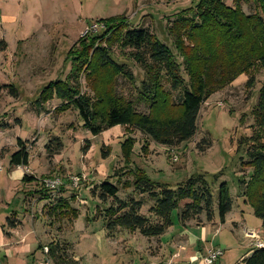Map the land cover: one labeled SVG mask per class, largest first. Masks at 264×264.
I'll return each mask as SVG.
<instances>
[{
    "label": "rangeland",
    "instance_id": "rangeland-1",
    "mask_svg": "<svg viewBox=\"0 0 264 264\" xmlns=\"http://www.w3.org/2000/svg\"><path fill=\"white\" fill-rule=\"evenodd\" d=\"M198 1L126 0L122 6H128V10L120 15L124 7L120 6L117 11L115 1L111 0H0V88L5 86L0 94V221L6 228L23 222L18 236H28L29 244L34 241L30 247L37 251L33 256L39 262L35 264H43L46 257L38 250V237L43 250L52 248V244L65 248L55 260L49 250L47 258L52 264H201L208 251L217 246L224 252L219 259L221 264H242L249 244L264 245L262 234L245 231L241 220L237 221L238 229L233 227L234 234L226 227L221 228L217 212L213 225L223 229L220 233L211 228L196 230L195 223L183 227L178 223L181 208L173 212L174 225L161 240L147 239L127 230H119L110 237L104 214L115 204L112 201L106 204L93 195L97 187L108 181L120 188V200L135 197L142 201V213L148 215L154 201L147 195H132V189L124 188L126 181L133 180L129 171L142 170L151 181L172 187L190 177L205 175L215 202L219 186L227 183L233 201L230 220L241 219L237 213L241 212L247 227L258 229L261 221L244 203L240 186V181L247 179L251 171L243 166L248 158L239 149V140L252 134L254 110L264 85L261 68H255L249 76L241 75L215 93L201 109L196 137L174 148L157 145L121 126L93 137L83 127L76 111H59V101L48 100L41 108L37 105L50 83L69 77L73 56L81 49L78 41L89 34L97 37L106 34L102 30L104 24H99L96 18L120 15L117 17L126 18L129 28L149 27L161 42L172 47L173 39L168 34L170 24L181 11L194 7ZM227 3L230 4L229 0ZM96 23L102 28L87 33ZM96 45L102 44L98 41ZM74 48L75 52L70 54ZM111 58L126 65L134 80L119 75L120 72L104 70L103 77L97 81L93 78L86 81L83 76V92H93L94 86L100 94L110 92L123 99L136 100V87L144 79V71L128 51L122 52L116 45ZM252 77L254 85L250 87L248 81ZM11 88L16 94L10 92ZM138 109L147 110L144 105ZM55 138L62 142V150L50 155L46 148L49 144L55 146ZM18 140L26 144L30 155L27 168L35 179L30 184L22 181L24 167L11 166ZM126 140L134 143L129 166L121 147ZM207 142L211 143L208 149ZM46 180H60L61 184L49 190L44 186ZM53 208L58 209L53 211ZM71 209L78 213L76 220ZM179 235L189 239L181 244L184 246L181 249L179 245L174 248L182 241ZM186 248H194V252L188 260H183ZM174 251L179 254L177 258L173 256ZM33 256L27 257L26 264H34ZM23 263L21 257L15 261V264Z\"/></svg>",
    "mask_w": 264,
    "mask_h": 264
},
{
    "label": "trees",
    "instance_id": "trees-1",
    "mask_svg": "<svg viewBox=\"0 0 264 264\" xmlns=\"http://www.w3.org/2000/svg\"><path fill=\"white\" fill-rule=\"evenodd\" d=\"M227 2L199 0L194 7L181 11L168 28L173 39L172 47L161 42L149 27L129 28L126 18L99 20V24H104L102 30L106 34L97 37L93 33L78 41L77 46L81 45V49L73 56L69 77L50 83L37 102L38 108L46 105L48 100L59 101V111H76L83 127L93 137L121 126L167 148L193 140L198 133L201 109L215 93L230 86L241 75L249 76L257 67L264 72V0ZM96 41L102 45L95 46ZM103 43L107 47H103ZM115 45L122 52L128 51L130 58L144 71L145 77L136 87L138 98L134 101L115 96V93L100 94L94 86L93 92H83V76L86 81L91 78L97 81L103 77L104 70L120 72L119 75L134 80L126 65L111 58ZM253 85L252 77L248 86ZM10 92L16 94L13 88ZM139 105L146 106L147 110L139 111ZM252 129L251 136L239 140V149L244 150L248 158L243 166L251 171L247 179L240 181V186L244 203L261 221L264 237V85L254 110ZM54 140L55 146L49 144L46 148L50 155L62 150V142L58 138ZM17 143L11 166L27 168L30 161L28 148L21 140ZM133 145L126 140L121 146L127 166L133 156ZM206 145L207 149L211 147L210 142ZM102 156L107 157L105 152ZM129 172L133 180L126 181L124 188L132 189V195H147L154 201V206L145 215L142 201L135 197L122 201L118 197L120 188L117 185L108 181L101 184L93 195L106 204L109 201L115 204L110 205L104 214L110 237L119 230H127L147 239L161 240L174 225L173 212L180 208L178 223L183 227L190 223L197 226L213 224L216 212L223 224L233 211L227 183L219 186L215 202L205 175L190 177L172 187L151 181L142 170ZM34 180L25 174L22 181L30 184ZM71 212L76 220L78 213L72 209ZM52 245L50 256L55 260L61 257L65 248L60 244ZM42 248L40 245L38 250ZM242 264H264V248H255Z\"/></svg>",
    "mask_w": 264,
    "mask_h": 264
},
{
    "label": "crops",
    "instance_id": "crops-1",
    "mask_svg": "<svg viewBox=\"0 0 264 264\" xmlns=\"http://www.w3.org/2000/svg\"><path fill=\"white\" fill-rule=\"evenodd\" d=\"M111 1H112V3H113V1H115L113 4L115 5V8L117 9V11H119L118 8L120 6H122V4L126 0H111ZM134 2H135V0H134ZM122 7H124V6H122ZM127 10H128V6L127 7L125 6L123 11H122V13H119V14L123 15V13L126 12ZM120 15L111 16V17H107V18L100 17V18H96V19L97 20H104V19H109V18H112V17H117V16H120ZM19 168L22 169V167H19ZM24 176H25V174H24ZM24 176L22 177V180H23ZM237 213H240L241 219L233 218L232 220H230L231 219L230 217L232 215V213H231V214L227 215V217L225 219V222L223 224H221V228L226 227V228L229 229L230 233L234 234L233 227L238 229L240 224L237 221L241 220V222L244 223V225H245V231L246 230H252V231L255 230V232L261 233V225H260V227L258 229L249 228V227H247V224L245 223V220L243 218L242 213L241 212H237ZM5 219H6V221L9 220V215L6 216ZM190 224H188V225H190ZM213 224H206V225H203V226H197L195 228H196V230L197 229L206 230L208 228H211V229L215 230L217 233L218 232L219 233L222 232L223 229L220 230V229H218V227L214 226ZM228 224H231L232 227L230 225H228ZM22 227H23V222H20L18 224H13V226L11 225V227H9V228H6V225L2 221H0V264H15V261H17V258H19V257H21L22 261H24V263L26 264L27 262H25V261H26L27 257L28 256H33V254L35 252H37V251H34V249H31V247H30V246H32V243L34 241H31V244H29L28 243V236H23V237L18 236V231ZM190 227H193V226H190ZM35 232L36 231L34 229V233ZM184 237H185L184 235H179L178 238H180V240H182V241L180 243H176L174 245V248L178 247V245H179L180 249L184 247V246L182 247L181 244L183 242L185 243L186 241H189V239L185 240ZM37 241H38V244H39L38 246H40V237H38ZM191 242L194 243V241H191ZM248 246H249L248 247L249 248L248 249V253L244 257H242V263H243V259H245L246 257L250 256L252 251L255 249V247H253L250 244ZM217 248H219V246H217ZM186 249L188 251L185 254L186 257L182 258L183 260H188L190 258V256H191L192 252H194V248H186ZM219 249H221V248H219ZM40 251H42L43 254H44V250L43 249H41ZM179 251H181V250H179ZM173 254H175V255H173L175 258H177L178 255H179L178 253H176V251H174ZM45 256H46L45 257V260H46L47 259V255L45 254ZM35 257H36V255H34L33 258H32L34 260L33 261L34 264L39 262V261L35 262L37 260V259H35ZM216 264H221V263H220V261H218Z\"/></svg>",
    "mask_w": 264,
    "mask_h": 264
},
{
    "label": "built area",
    "instance_id": "built-area-1",
    "mask_svg": "<svg viewBox=\"0 0 264 264\" xmlns=\"http://www.w3.org/2000/svg\"><path fill=\"white\" fill-rule=\"evenodd\" d=\"M99 28H102V27H100V25H98L96 23L90 27V29L87 31V33L93 32ZM25 174L30 176L28 168H25ZM60 184H61L60 180H46V181H44V186L49 190L57 189L60 186ZM255 248H264V245L258 242L255 245ZM48 253H49V248L45 247L44 248V254L47 255ZM223 254H224L223 250H221L219 248L212 249V250L208 251V254L202 258L201 264H216L219 261V259L223 256ZM43 264H52V263H51L50 259L47 258Z\"/></svg>",
    "mask_w": 264,
    "mask_h": 264
}]
</instances>
